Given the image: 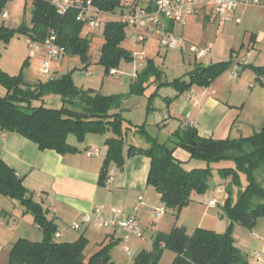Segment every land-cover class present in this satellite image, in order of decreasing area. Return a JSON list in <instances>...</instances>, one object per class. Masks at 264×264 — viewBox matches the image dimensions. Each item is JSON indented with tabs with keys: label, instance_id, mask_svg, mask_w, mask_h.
<instances>
[{
	"label": "trees",
	"instance_id": "16d2710c",
	"mask_svg": "<svg viewBox=\"0 0 264 264\" xmlns=\"http://www.w3.org/2000/svg\"><path fill=\"white\" fill-rule=\"evenodd\" d=\"M10 1L0 0V17L6 13ZM91 1L94 8L113 16L127 7V2L123 3L122 0ZM153 3L154 0H136L133 3L134 10H152ZM79 13V9L71 8L62 14L56 10L52 0H32L33 27L23 26L19 30H11L0 25V44L9 43L18 32L36 43H43L50 33H55L58 44L65 48L67 54L80 56L85 62V69H88L89 41L81 37L84 24L78 21ZM125 27L121 22L105 23V44L100 63L106 64L108 73L111 70L109 67L119 64L122 59L134 60L132 53L121 46L126 38ZM175 29L170 26L168 31L177 34ZM232 63L230 60L206 65L195 59L194 68L185 77L164 82L163 72L153 59H148L145 67L137 72L131 91L126 95L111 96L77 87L70 74L39 80L35 85H30L22 76H10L0 70V83L6 90V94L0 96V131L18 134L35 143L41 151H55L60 155L80 152L70 142L71 136L81 143L89 135L110 132L113 137L105 142L107 153L99 174V187L107 185L113 165L123 169L127 158L145 156L151 160L148 186L161 196L165 211L172 210L175 215L188 207L195 196L204 195L210 190V181L215 175L211 164L233 161L236 168L218 170L222 179L231 178L226 187L227 199L222 207L230 221L226 232L220 234L198 228L190 236L185 227L176 226L169 234H159L153 249L142 251L133 264H159L165 251L176 255L173 264H248L236 246L233 232L236 225L253 232L258 221L264 219V188L256 177L260 170L264 175V126L250 137L225 140L202 138L196 128L185 126L170 138L173 145V149H170L167 143H161L151 136L145 126L132 128L130 121L122 116L125 98L144 96L151 81L157 87L148 98L147 113L154 110L153 102L162 88H172L179 95L194 87L208 89ZM247 68L252 69L259 80L264 78V66L248 65ZM51 95L61 98V108L54 109L46 105V97ZM132 129L145 139L149 147L143 149L131 145L125 155L126 131ZM177 148L186 150L191 159L205 161L208 168L188 170L174 157ZM239 172L246 174L248 184L234 196L233 188H240ZM0 193L17 201L25 209V214H32L35 224L44 234L42 242L19 239L10 251L8 264H116L110 256L112 244L87 259L85 251L88 240L84 236L75 242L56 241L58 230L53 221L48 219V211L35 200L34 193L25 186L23 178L2 160L1 155Z\"/></svg>",
	"mask_w": 264,
	"mask_h": 264
},
{
	"label": "crops",
	"instance_id": "0c3cea01",
	"mask_svg": "<svg viewBox=\"0 0 264 264\" xmlns=\"http://www.w3.org/2000/svg\"><path fill=\"white\" fill-rule=\"evenodd\" d=\"M242 5L245 6L246 4ZM236 10L229 14L226 21L221 22L231 20V17L235 16ZM5 14H7V18H3L8 19V13ZM200 19L207 21L217 19L214 6L207 5L199 8L188 19L184 28L176 27V33L184 38L187 47L198 44L197 37H190V34L187 35V31L191 27L195 28V22H199ZM217 20L220 21L219 19ZM155 38L158 39V37ZM253 40H256V37ZM251 49L254 51L258 49L255 43L250 45L249 50ZM210 55H212L211 50ZM43 59L44 54L40 58V68ZM243 62H245V64H242L245 65L243 66L244 68L248 65H254L251 62L248 64L245 60ZM247 71L252 73V81L243 83L239 74V78L236 77L238 82H235L234 87L229 91L230 94L236 93L238 96H242L240 101H233L230 98L224 100L223 97H219L220 89L217 86L218 83L215 85L216 88L213 86L208 89L194 87L183 95H179L172 88H162L153 102L154 110L149 113V116L152 117L151 127H155L159 134L167 132L168 138H171L179 128H184L189 121L196 123L199 135L206 139H240L254 135L258 132L256 131L257 128L261 130L264 126V83H262L264 78L259 80L250 68L245 69L243 75ZM253 82L257 84L253 86ZM257 85H261V87L258 88ZM156 87L157 84H154L151 95L156 91ZM146 98L148 101L149 96ZM251 99L254 101L251 107L254 106L257 109L254 120L248 119L243 115L246 107H249ZM187 115H190L189 120L186 119ZM91 136H87L81 143L78 141L75 144L73 143L79 148V153L60 155L55 151H41L35 143L18 134H5L0 131V155L2 160L15 170L19 177L23 178L25 186L34 193L35 200L48 211V219L53 221L60 234L58 238L55 235L56 241L61 239L66 241L58 242H75L84 236L88 240L87 249L90 252L86 254V249L87 259L103 247L112 244L113 248L110 256L114 263L133 264L135 258L142 251H151L153 249L154 241L159 234H169L176 226H181L185 227L188 235L191 236L198 228H204L203 225L206 220H199L194 228L195 231L192 234L189 233L183 223H179L176 219L169 220L167 217L168 211L175 216V212L172 210H167L162 217L157 216V210L164 208V205L161 201V196L147 184L151 160L145 156L127 158L123 169L113 165L110 168L115 173L113 182L107 184L104 188L99 187V174L107 153L105 142L113 135L110 132L106 133L103 136L104 144L98 140L94 141V139L87 140ZM131 145L143 149L149 147L145 139L134 129L126 131L125 155H127ZM93 149H96L97 153L89 156L88 151ZM177 159L184 166L194 161L189 153L184 157H177ZM224 184L223 186L220 183L218 189L213 190L210 188L213 191L211 193L209 190L204 195L195 196L194 201L188 206H193L195 210L198 209L205 213L216 209L221 224H212L211 226L213 227L207 229L220 234L225 233L230 225V221L224 215L222 209L227 199L226 187L228 182L225 181ZM214 192L219 193L221 197L223 196V200L210 198V195ZM6 199L8 198L0 193V215L11 210ZM212 201H219L220 206L216 208L210 206ZM138 204L140 206L137 216L144 230L146 241H141L136 237H132L129 240L127 244L133 252L132 258H129L123 251L125 243L123 241L124 233L121 230L111 227L101 229L83 227L81 231L72 229L73 224L80 222L86 213H91L98 205H105L107 208L117 207L126 214H131ZM205 206L211 208L207 209ZM24 211L25 209L21 205L18 206V217L21 216V213L24 214ZM13 214H17L16 211H13ZM14 215H10V218H13ZM9 223L10 221L0 223V264H8V261L2 260V257L4 255L5 258V252L10 254L11 246L17 238L18 240L21 238L27 239L24 237L26 236L24 222L18 225V236L16 230L6 228ZM35 227L39 229L36 224ZM216 228H221V230L218 232ZM235 228L237 233L241 226L236 225ZM236 233V246L242 254H246L245 258L248 264H264V235L259 236L256 233L257 237L253 234L248 237H239ZM118 248L121 250V254ZM175 259L176 255L174 253L165 251L159 264H173Z\"/></svg>",
	"mask_w": 264,
	"mask_h": 264
},
{
	"label": "rangeland",
	"instance_id": "374dc122",
	"mask_svg": "<svg viewBox=\"0 0 264 264\" xmlns=\"http://www.w3.org/2000/svg\"><path fill=\"white\" fill-rule=\"evenodd\" d=\"M122 2L126 3L127 0H122ZM242 4H240V7L236 10L235 16L231 17L232 19L227 22H221L217 19H212L211 21L200 19L199 22H195V28L191 27L187 31V35L190 34V37H197L198 44L196 46L201 49H210L212 51V55H210L207 60H204L206 65L230 60L233 61L230 68L224 72L212 85L214 88H216L215 85L218 83L217 86H219L220 89V94H218V96L223 97L224 100L230 98L233 101H240L242 98V96H238L236 93L230 94L229 92L230 89L234 87L235 82H238L237 78L239 77L233 78L234 72L238 75H241V81L243 83H249L252 81V73L250 71H247L243 75V72H245V68L242 65L245 64L243 60L247 61L248 64L251 62V64H254L255 66H264V0H262L259 6H244ZM31 10L32 0H11L5 9V12L8 13L9 18L4 19L1 16L0 25H5V27L11 30H19L23 26L31 29L33 27ZM100 17L104 23L109 21L120 22L118 15L113 16L110 14H105L101 15ZM137 33V29L126 26V38L121 46L127 51L131 52L133 56L135 53L141 54L142 52H145L146 58L144 61L138 60L137 58L132 61H126L125 59H122L119 64L111 65L109 68L111 70L115 69L118 71V73L121 75L119 78L111 76L107 72L106 64L100 63L103 53V46L105 44L103 29L89 28H84L81 32V37L89 41L88 56L90 57V66L88 69H85V62L80 56L67 54L61 61L52 63L50 76H42L39 72V63L43 54L38 52L33 58H30V48L26 41L27 36L24 33L18 32L14 34L9 43L0 44V70L9 74L10 76H22L26 83L30 85H35L39 82V80L45 81L50 77L60 78L63 75L70 74L74 84L77 87L85 91L91 89L99 94L111 96L128 94L131 91V86L135 81L137 70L140 66L144 67L148 59H153L159 70L163 72L162 78L164 82H173L176 79L183 78L194 68L195 57L189 52V47H187L185 44L182 49L167 50L160 46L158 39L152 38L145 45H139L135 43L134 40L137 36ZM255 37L256 40H253ZM252 43L256 44V47L258 48L257 50H249V47L252 45ZM256 84L257 83L255 82L252 83L253 86ZM153 85V81H151L144 94L146 95L145 97L131 96L125 98L122 106V116L125 120L130 121V126L132 128H135V126H145L149 134H151L153 137H157L161 143H167L169 148L173 149V145L169 140L170 138L167 137V132L159 134L155 127H151L152 117H150L149 113H147L148 101L146 97H150L153 90ZM257 86L258 88L261 87V85ZM5 94L6 90L0 83V96ZM253 102V99H251L249 102L250 105L249 107H246L243 115L248 119L254 120L257 109H255L254 106L251 107ZM46 105L50 108L59 109L62 107L61 98L55 95L48 96L46 97ZM250 128L253 130L252 127ZM256 131L259 132L260 129L257 128ZM103 136V134H94L87 140L94 139V141L98 140L104 144ZM140 140L142 139L140 138ZM70 142L75 144L77 140L74 136H71ZM186 154L188 155V152L182 148H177L174 151V157L176 159L177 157H184ZM192 160L194 161L185 165L188 170L208 168V164L205 161L195 159ZM210 168L215 174L210 181V188L214 190L218 189L220 183L224 186L225 181H231V178L222 180L218 175V170L222 168H236V164L233 161H222L211 164ZM256 177L257 181L264 188V175L261 170L257 172ZM239 180L240 188H233L234 196L237 195L239 189L245 188L248 184L247 176L243 172H239ZM211 192L213 191L210 190V193ZM210 198L223 200V196L221 197L220 194L216 192L212 193ZM6 200L11 210H6L7 212L0 215V223H6L7 221H10V223L6 225V228H13L14 231L16 230L18 236V225L21 222H24V227L26 230V236L24 237L32 242H42L44 239V234L41 230L35 227L34 217L32 214L21 213V216L18 217V206H20L19 203L10 199ZM194 208L195 207L193 206L185 207L178 215L175 216L173 213L168 211L167 217L169 220L176 219L179 223H183L191 234L195 231L194 228L197 226V222L199 220H206L205 224L203 225L206 229L213 227L211 226L212 224H221V221L217 216L216 209L205 213L199 211L198 209L195 210ZM205 208L210 209L211 207L205 206ZM13 211H16L17 214L14 215ZM10 215H14V217L10 218ZM256 228L257 229L255 232H252L241 227V229H238L239 231L237 233L235 232L236 228H234V238L236 237L235 233L239 237L252 236L254 233H257L259 236L264 235V219H260L258 221ZM220 230L221 228H216V231L219 232ZM241 232L242 234H240ZM57 240L66 241L61 239ZM17 241L18 238L13 242V245ZM118 250L120 249L118 248ZM89 253V249H87L86 254ZM119 253L121 254V250ZM8 255L9 254H6L5 252V258L4 255L2 257V260L5 259L8 261L7 263H9ZM244 256H246V254H244Z\"/></svg>",
	"mask_w": 264,
	"mask_h": 264
},
{
	"label": "built area",
	"instance_id": "2783aa9c",
	"mask_svg": "<svg viewBox=\"0 0 264 264\" xmlns=\"http://www.w3.org/2000/svg\"><path fill=\"white\" fill-rule=\"evenodd\" d=\"M136 0H127V7L122 9L119 14V21L126 25L137 29L138 33L135 37V43L145 45L152 38L158 37L160 46L165 49H182L185 40L182 36L169 32L170 26L184 28L188 19L193 16L197 10L207 5H213L215 14L220 21H226L229 14L235 11L240 4L259 6L262 0H154L153 9L137 8L134 10L133 3ZM52 4L59 13H65L71 8L80 10L78 21L84 24V28L89 29H104L105 23L101 20V15H105L94 8L91 0H52ZM7 18V14L3 15ZM30 48V58H33L36 53L44 54V59L41 62L40 72L42 76L48 77L51 75L52 63L61 61L66 55L65 48L58 44V38L55 33H50L43 43H36L30 39L27 40ZM189 52L194 55L198 62L207 60L210 56V50L199 48L192 45L189 47ZM144 61L146 58L145 52L134 55V59ZM143 66H140L139 72ZM109 74L113 77H121L115 69L110 70ZM233 77H238L237 73H233ZM187 120L190 115H187ZM196 128L194 121L187 122V125ZM97 153L96 149L88 151V155L92 156ZM115 173L110 170L107 184L113 182ZM139 204L131 214H126L122 209L117 207L107 208L105 205H98L91 213H86L80 222L72 225L75 231H81L83 227L93 228H115L124 233L123 241L125 243L124 253L129 257H133V252L128 246V242L132 237H136L141 241H146V236L137 213ZM210 206L219 207V201L210 202ZM166 213L165 209H158L156 214L162 217ZM257 237V234H253ZM56 237H60L57 232Z\"/></svg>",
	"mask_w": 264,
	"mask_h": 264
}]
</instances>
